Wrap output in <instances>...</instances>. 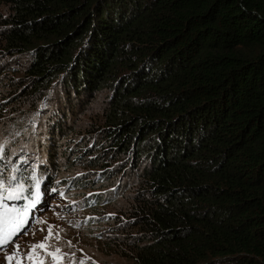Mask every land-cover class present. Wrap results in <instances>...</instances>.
<instances>
[{
	"label": "trees",
	"instance_id": "trees-1",
	"mask_svg": "<svg viewBox=\"0 0 264 264\" xmlns=\"http://www.w3.org/2000/svg\"><path fill=\"white\" fill-rule=\"evenodd\" d=\"M6 52L26 59L25 89L60 96L44 117V182L65 159L99 168L67 180L103 189L87 204L113 206L112 252L264 264V0H0Z\"/></svg>",
	"mask_w": 264,
	"mask_h": 264
},
{
	"label": "rangeland",
	"instance_id": "rangeland-1",
	"mask_svg": "<svg viewBox=\"0 0 264 264\" xmlns=\"http://www.w3.org/2000/svg\"><path fill=\"white\" fill-rule=\"evenodd\" d=\"M15 53V52H13ZM6 52L0 54V147L3 148L6 159L2 165L5 176L11 175V168L19 166V172L16 173L18 180L22 177L21 182L25 186L24 195L28 199L20 201H5L10 206L13 204H31L35 201V207L29 208L27 217L30 227L27 229V235L23 232L16 238L15 243L20 245L19 256L15 257L11 264H132L118 254H115L108 240L107 223L104 222L106 216L115 211L110 204H92L88 206V201L93 199L95 192L101 189H73L74 181L68 182L69 178L87 172L97 171L96 167H71L68 161L63 160V167L60 173H55L52 178L44 182L45 177L42 171V163L51 157L46 151L44 143L45 130L43 127L44 117L47 111L54 104L58 93L54 89L41 88L35 90L25 89L24 79L17 78V75H23L21 71L17 73L18 66H24L26 59L20 55ZM16 74V75H15ZM15 75V76H14ZM10 83H4L5 81ZM29 89V90H28ZM28 90L33 94L31 102H25L22 109H19L20 102L18 99L26 95ZM46 96V98H44ZM50 97V99H47ZM56 99H55V98ZM31 103V104H30ZM101 104L98 97H95L90 103L89 110L92 115L95 114L96 107ZM81 117V118H80ZM88 114L81 113L77 119L84 120L87 124ZM80 136L75 137L81 143L85 136H90L84 127H76ZM66 147L64 150H62ZM58 150V155H64L67 151V144ZM72 151H70L71 153ZM74 153V152H73ZM72 153V156H73ZM93 173V172H92ZM88 172L87 176L93 175ZM53 181L55 183H53ZM37 182H39V195L37 196ZM14 183V182H13ZM99 183L96 180L97 184ZM32 194V196H30ZM43 221V223H41ZM52 227L53 236L47 241L50 246L48 251H55L56 248L61 250L58 254L61 258L53 261L52 257L47 256L44 250L37 249L38 255L34 256L32 261L27 259L30 246L44 242L48 237V227ZM43 229V231H41ZM16 248L12 245H6L0 249V264H9L6 256L13 254ZM110 252H112L110 254Z\"/></svg>",
	"mask_w": 264,
	"mask_h": 264
},
{
	"label": "snow or ice",
	"instance_id": "snow-or-ice-1",
	"mask_svg": "<svg viewBox=\"0 0 264 264\" xmlns=\"http://www.w3.org/2000/svg\"><path fill=\"white\" fill-rule=\"evenodd\" d=\"M6 159L5 152L0 147V165ZM6 165L0 166V249H3L6 245H12L16 248L13 254L6 256V260L11 264V261L19 256L20 245L15 243L16 238L21 232L27 235V229L30 227L27 217L29 216V208L35 207V201L31 204L23 205L22 207L16 204L9 205L5 201H20L28 199L24 195L26 189L24 184L21 182L22 177L18 180L16 173L19 172V166L11 168V175L5 176L4 169ZM14 182V183H13ZM37 193L39 195V182H37ZM43 223V221H41ZM43 231V229H41ZM53 236L52 227H48V237L44 242L33 244L30 246L27 259L32 261L34 256L38 255L36 250H44L47 256L52 257L53 261H58L61 257L58 255L61 253L59 248L55 251H48L50 247L47 241ZM17 264H21L20 260H17ZM39 264H43V261H39Z\"/></svg>",
	"mask_w": 264,
	"mask_h": 264
}]
</instances>
